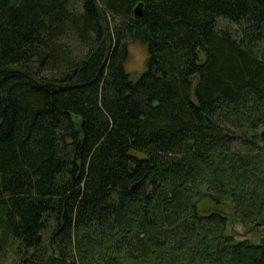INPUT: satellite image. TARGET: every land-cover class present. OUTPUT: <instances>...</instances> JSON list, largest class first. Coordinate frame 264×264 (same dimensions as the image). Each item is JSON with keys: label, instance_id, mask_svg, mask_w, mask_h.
I'll return each instance as SVG.
<instances>
[{"label": "trees", "instance_id": "1", "mask_svg": "<svg viewBox=\"0 0 264 264\" xmlns=\"http://www.w3.org/2000/svg\"><path fill=\"white\" fill-rule=\"evenodd\" d=\"M235 220L264 227V0H0V260L264 264Z\"/></svg>", "mask_w": 264, "mask_h": 264}, {"label": "rangeland", "instance_id": "2", "mask_svg": "<svg viewBox=\"0 0 264 264\" xmlns=\"http://www.w3.org/2000/svg\"><path fill=\"white\" fill-rule=\"evenodd\" d=\"M220 26L233 27L231 23L224 19H220ZM149 62V53L147 47L140 41H133L129 45L128 59L125 64L126 71L129 73L131 79L135 80L147 69ZM212 206L211 202L204 203V207L208 208ZM228 232L233 234L235 239L244 240L250 239L255 242H259L264 233V227L255 222L245 223L241 220L231 221L228 224ZM8 257L0 260V264H23L14 252L7 255ZM24 264H29L28 262Z\"/></svg>", "mask_w": 264, "mask_h": 264}, {"label": "water", "instance_id": "3", "mask_svg": "<svg viewBox=\"0 0 264 264\" xmlns=\"http://www.w3.org/2000/svg\"><path fill=\"white\" fill-rule=\"evenodd\" d=\"M145 4L143 1L138 2L134 8V17L136 19H141L144 15Z\"/></svg>", "mask_w": 264, "mask_h": 264}]
</instances>
